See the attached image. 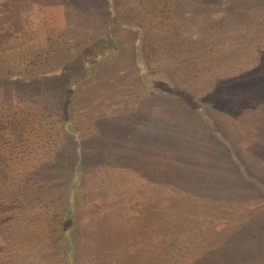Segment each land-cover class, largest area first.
<instances>
[{
	"label": "rangeland",
	"instance_id": "rangeland-1",
	"mask_svg": "<svg viewBox=\"0 0 264 264\" xmlns=\"http://www.w3.org/2000/svg\"><path fill=\"white\" fill-rule=\"evenodd\" d=\"M0 73L2 264H264V0H0Z\"/></svg>",
	"mask_w": 264,
	"mask_h": 264
},
{
	"label": "trees",
	"instance_id": "trees-1",
	"mask_svg": "<svg viewBox=\"0 0 264 264\" xmlns=\"http://www.w3.org/2000/svg\"><path fill=\"white\" fill-rule=\"evenodd\" d=\"M160 2L162 3V1H160ZM164 8H165V11H163L164 13L167 11L169 12V10H168L170 8L169 6L164 7ZM171 17L170 18L167 17V21H165V23H164L165 29H163L166 31V33L164 31H160V33H159L160 37L163 36L164 34L170 35L169 37H172L174 31L177 30V28L180 26L179 22H178L179 16L175 17V19H173L174 16H173V18H171ZM144 31H145V34L142 31L138 32L137 38H139V39H135V37H134V40L132 41L134 52H136V53H140V50H142L144 48V47H142V42H143V44H147L150 41L149 39H151V40L154 39L153 35H152L153 31H151L150 33L147 32V30H144ZM141 37L143 38V41H142ZM138 40H141V41L138 42ZM110 42H111V38H109V40L108 39L104 40L103 44L109 43L108 46H110ZM0 76H2L1 73H0ZM6 79H7L6 76L0 77V81H4ZM18 79H20V78H18ZM10 103H11V101H7V105ZM29 106L33 107V106H35V104L30 103ZM7 113H8L7 114L8 118H4L2 116V112H0V145L3 144L4 142H6L8 140V138H13L16 141L21 140L23 138L21 136V134L23 131L24 124L30 122L28 117H26V115H28V113L25 111L18 110L17 112H7ZM1 167H4V163L3 164L0 163V168ZM28 185L35 186V188H37L35 183H34V179L32 178L31 175L29 177L25 178L24 181H22L21 185L19 183H17L14 186L10 187V191H12V194H10V196H14V197H11V198H13V199H11V201H12L11 205L6 203L5 200H3L0 197V228L5 223H7L8 221L10 224V222L16 217V216H14L15 213H17L16 209H18V208H19V210L21 209L20 205H18V202L16 201L17 195H19L18 193H20V191L25 189V186H28ZM4 186L5 185L1 184L0 193L3 192ZM19 186H20V188H19L20 191H18ZM32 196H35V195H32ZM32 199H33L32 197L30 199H27V204ZM68 200H67V202L63 203V201H62L61 203L62 204L66 203V205H67L66 207L69 208ZM60 208H62V207H60ZM61 211H63V208ZM69 214L57 216V218L55 219V221H56L55 226H56V231H57V232H55V234H56L55 239L57 241V245H54L53 248L54 249L56 248L57 251L53 252L52 254H53V256H55L54 258L60 259V263H55V260H54L53 264H84L79 260L80 253H78L77 244L75 243V240H74L75 236L74 237L72 236V234H73L71 231L72 228L67 227V223L72 220L71 215H73L71 213H69ZM9 224H8V226H9ZM3 242H2V245H0V250L3 246ZM221 253L222 252H220L219 255H217L214 253L205 252L203 255V260L208 261V263H206V264H214L215 262H213L211 259H213V256H215L217 258V256L221 255ZM238 254H239V256H238ZM241 255H242L241 252H238V251L236 253L234 251L232 252V258H234V259H239L241 257ZM1 256H2V254L0 255V264H2L1 263ZM229 259L230 258H225L219 264H228L231 261ZM93 262L94 261L91 260L88 263L86 262V264H90V263L92 264ZM210 262H212V263H210ZM94 264H96V262H94ZM107 264H109V262H107ZM215 264H218V263H215Z\"/></svg>",
	"mask_w": 264,
	"mask_h": 264
}]
</instances>
